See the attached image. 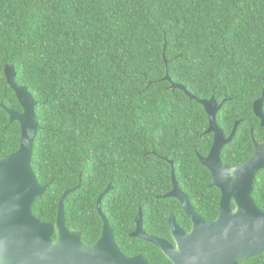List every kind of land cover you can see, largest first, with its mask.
I'll use <instances>...</instances> for the list:
<instances>
[{
    "label": "trees",
    "instance_id": "16d2710c",
    "mask_svg": "<svg viewBox=\"0 0 264 264\" xmlns=\"http://www.w3.org/2000/svg\"><path fill=\"white\" fill-rule=\"evenodd\" d=\"M6 65L36 101L31 167L47 188L32 212L54 223L62 194L79 184L64 200L65 219L88 243L98 238L96 201L108 184L101 209L120 229L154 201L165 221L170 160L206 218L218 214L219 189L207 187L212 177L198 159L212 142L207 113L171 83L223 102L216 122L225 136L241 121L222 148L225 162H245L253 139L264 138L253 110L264 93V0H0V102L21 112ZM5 108L0 160L21 135ZM252 194L264 210V168ZM242 264H264V253Z\"/></svg>",
    "mask_w": 264,
    "mask_h": 264
},
{
    "label": "water",
    "instance_id": "95a60500",
    "mask_svg": "<svg viewBox=\"0 0 264 264\" xmlns=\"http://www.w3.org/2000/svg\"><path fill=\"white\" fill-rule=\"evenodd\" d=\"M4 73L22 111L3 106L10 120L19 123L21 135L18 149L0 160V264H149L141 257L122 255L104 216L103 230L94 244L83 240L81 230L67 225L64 200L79 184L62 194L54 223L43 222L33 214L35 199L47 188L38 183L31 167L33 142L40 128L35 113L36 101L26 86L16 84L14 67L6 65ZM171 87L183 90L207 113V132H213V140L208 154L200 157V161L209 169L212 185L220 189L222 196L218 216L204 220L188 208L184 197L176 194L172 173L174 188L167 195L181 200L193 227L190 232H184L171 216V232L177 247L173 248L164 240H152L173 264H242L264 253V210L251 196L255 174L264 168V140L253 141V154L245 163L232 167L223 162L221 149L233 139L239 120L225 137L216 123V113L223 102L217 103L214 97L200 99L178 83H171ZM263 102L264 93L253 102V110L264 128ZM111 189L112 185L108 184L97 198L100 214L102 197ZM141 215L140 212L137 229L141 225Z\"/></svg>",
    "mask_w": 264,
    "mask_h": 264
},
{
    "label": "flooded vegetation",
    "instance_id": "af4514ba",
    "mask_svg": "<svg viewBox=\"0 0 264 264\" xmlns=\"http://www.w3.org/2000/svg\"><path fill=\"white\" fill-rule=\"evenodd\" d=\"M0 107L4 108L3 104L1 102H0ZM240 122L241 121L239 120V123ZM239 123H238V125H239ZM259 124L262 127L261 121L259 122ZM234 125H235V123H234ZM208 127H209V124H208ZM218 127L222 130V128L219 125H218ZM237 128H238V126H237ZM207 129H206V133L212 134V140H213V132H207ZM232 130H233V128H232ZM263 132H264V128H263ZM229 134H228V136H229ZM252 134H253V131L250 130V135H252ZM223 135L225 136L224 131H223ZM228 136H225V137H228ZM263 140H264V138L261 141H263ZM253 141H254V139H253ZM258 142H260V141H258ZM211 144H212V142H211ZM210 147H211V145H210ZM252 149H253L252 150V154H253L254 144H253ZM208 152H209V150H208ZM208 152L205 155H199L198 154L199 161H200V157H205L208 154ZM252 154H251V156H252ZM250 157L248 158V160L250 159ZM221 159L223 162H225L222 158V149H221ZM245 162H243V163H245ZM200 163L202 164L201 161H200ZM225 163H227V162H225ZM243 163H240L237 165H241ZM170 164L172 167L171 186L165 192V194L162 195V197L163 198H170L173 201L171 203V210L168 212L167 218L164 219L165 221H163V219H162V209H161L162 205H160L159 203L154 201V202H152V205L155 204L154 208H152V210H150L149 213L144 212L142 206L138 205L136 207L135 214H131V216H130L131 218H129V217L127 218V220H130V222H132V225H130L129 228H125L122 230L119 227H117L119 225L111 223V221L108 219V217L104 215L102 209H101L102 214H100L98 207H97V201H96V209H97V212H98L99 217L101 219L99 235H98V238L94 242L88 243L84 240V234L82 232L83 240L88 244L96 243V241L100 238L101 232H102L103 227H104V218H103V216H104L106 218V220L108 221V225H109L110 229L112 230V236H113L114 242H115L118 250L122 253V255H124L127 258L141 257V258L145 259L149 264H161V263H163V260L161 257H165V259H168V258L163 253L161 248L155 242H153L152 239L164 240L167 243H169L173 248L177 247L176 241H175V239L172 235V232H171L170 217L173 216L175 218V221H176L178 227L184 232H190L192 227H193V223H192L191 219L189 218V216L187 215V213L183 209V206L181 204V200H179L176 196H168L167 195L174 188V183L172 181V173L175 177V186L176 187L174 190H175L176 194L185 198L186 205L189 206L188 208H191V210H193L199 217H201L204 220L215 219L218 216V214L216 215L215 218H206V206L195 203L194 199L197 196L198 191L195 190L193 184L190 183V180H189L190 178H188L186 175H184V176H186L185 179L181 178L178 180L175 176V171H174L172 160H170ZM228 164L231 165L230 163H228ZM237 165H235V166H237ZM231 166L234 167L233 165H231ZM205 168L209 171V169L207 167H205ZM211 177H212V175H211ZM254 179H255V177H254ZM212 182H213V179L211 182L207 183V187H213ZM253 183H254V180H253ZM214 187H216V186H214ZM216 188H218V187H216ZM219 192H220V196H219V201H218V213H219L220 200H221V196H222L220 189H219ZM252 192H253V188H252ZM252 192H251V196H252L253 200L255 201L257 206L260 207L258 205L259 203L253 197ZM231 205L233 208L235 207L233 202H231ZM100 208H101V202H100ZM140 212L142 214L141 215V222H140L141 225L139 226V229H137L138 228L137 218H138V215ZM121 232H123V234L120 235V237H119L118 234ZM148 238H150L151 240ZM54 239H55V236H54ZM170 264H173V263L170 261Z\"/></svg>",
    "mask_w": 264,
    "mask_h": 264
}]
</instances>
